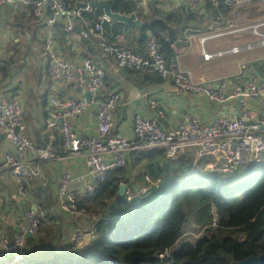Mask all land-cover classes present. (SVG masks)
I'll return each instance as SVG.
<instances>
[{
  "label": "crops",
  "instance_id": "crops-1",
  "mask_svg": "<svg viewBox=\"0 0 264 264\" xmlns=\"http://www.w3.org/2000/svg\"><path fill=\"white\" fill-rule=\"evenodd\" d=\"M186 5V0H149L145 4L140 2V17H136L140 23H146V17L177 13L178 17L173 18L170 23L171 29L177 33V40L173 45L176 55L171 63L196 83L224 85L228 93L240 89L244 91L249 82L264 72V49L206 61L204 53L216 54L237 46L254 44L256 41L252 38V42H247L249 40L245 36L250 33L246 31L233 33L232 28L222 27L223 24L236 23L237 20L223 18L210 5H205L194 14L186 12ZM65 24L66 21H61L52 32L22 6L0 8V100L18 98L26 128L25 136L36 147L50 150L56 155L53 161L41 164V174L29 179L24 195L9 172H0V238L12 239L27 212L34 208L42 209L48 219L38 237L26 243L27 262L37 261L48 253H60L73 244L76 245L75 251L82 253L88 244L77 245L72 237L78 232L90 230L92 219L99 217L92 214L93 218L86 217L73 222L59 202L58 186L62 177L65 174L73 178L85 176L87 163L84 158L65 156L59 135L46 127V121L56 111L49 104L51 99L63 101L82 98L81 92L71 85L55 84L48 78V39L54 40L59 54L70 62L79 64L84 58H90L104 72L105 91L101 95L103 101L114 94L121 96L120 105L113 114L114 136L134 139V117L141 115L146 119H154L156 116L150 107L151 101L161 104L165 113L161 126L165 130L176 127L185 113L198 117L203 124L220 116L233 119L230 115L223 114L224 106L231 114H242L240 99H234L223 106L212 105L200 97L175 92L169 83L163 82L154 74H132L117 68L102 55L98 37H91L89 41L82 39V33L93 29V21L81 19L75 24L71 34L64 31ZM124 26L123 32L117 35L107 34L104 30L106 42L113 43L116 36L121 35L124 38V48L142 54L139 56L145 58V45H139L140 28L134 25ZM247 102L256 118L262 120L264 102ZM73 126L79 137L95 135V110L85 112L73 121ZM12 151L13 148L6 142L4 135H0V165L5 154ZM143 153L147 152L130 153L127 157L128 165H135L138 169L144 166V162L136 159ZM82 187L76 185L77 191ZM153 187L155 186H150L146 180L131 178L127 181L126 195L128 198L142 192L145 195Z\"/></svg>",
  "mask_w": 264,
  "mask_h": 264
},
{
  "label": "built area",
  "instance_id": "built-area-1",
  "mask_svg": "<svg viewBox=\"0 0 264 264\" xmlns=\"http://www.w3.org/2000/svg\"><path fill=\"white\" fill-rule=\"evenodd\" d=\"M148 1L141 0V3L145 4ZM93 2L104 0H0V8L22 6L52 32L61 21H66L64 31L71 34L74 32L75 24L83 19V14L93 11L90 6ZM252 2L253 0H187L186 12L189 14L197 12L205 5H210L216 11L239 9L251 5ZM262 2L264 3V0ZM104 22L111 21L103 17L90 32L81 35L86 41L91 37H98L102 55L114 66L134 73L149 70L163 82L169 83L175 92L200 97L212 105L223 106L234 99H240L239 107L242 110L240 116L250 124L246 126L236 118L230 119L226 116L217 117L210 123L203 124L198 117L185 113L176 127L165 130L161 126V120L165 118L161 104L151 101L150 107L156 116L154 119H146L141 115L134 117V139L114 136L113 114L120 105L121 96L114 94L103 101L101 95L105 91L104 72L90 58H84L79 64L70 62L59 54L54 40L48 39L49 61L46 67L48 78L55 84L71 85L82 94L79 100L51 99L49 104L56 111L46 121V127L59 135L62 153L70 158H84L87 163L85 176L73 178L65 174L58 186L60 205L68 212L72 221L94 217L80 209V200L93 194L97 185L104 183L110 173L125 168L127 157L132 152L160 151L169 161L183 159L186 163H192L193 167L201 159L211 157L219 162L220 168L224 171H234L243 166H258L264 162V118L257 119L247 102H264V72L249 82L244 91L240 89L228 93L224 85L196 83L187 73L168 64L154 36H150L145 45V58L124 48V38L121 35L116 36L113 43H107L103 37ZM228 25L233 33L245 31L237 28L234 22ZM254 34L259 38L254 44L237 46L216 54L204 53L203 57L209 61L264 47V35ZM87 93L90 94L88 100ZM90 110H95L96 113L97 132L90 137H79L73 121ZM60 121H64L62 125H58ZM25 129L18 98L0 100V135H4L6 142L13 148L12 152L5 154L0 172L2 170L9 172L23 195L29 179L41 174V164L56 158L50 150L36 147L25 136ZM145 180L150 186L159 184L152 182L148 176ZM76 185L83 187L77 191ZM142 195L143 192L135 197L130 196L128 201ZM100 220V217L93 218L90 230L76 233L72 241L77 245L94 242ZM47 222V216L42 209L28 211L12 239L0 238V264H25L26 235L30 233L33 238L38 237L42 226ZM216 229L218 220L215 215L212 224L203 230L212 232ZM168 255L166 252L160 258L163 260Z\"/></svg>",
  "mask_w": 264,
  "mask_h": 264
},
{
  "label": "trees",
  "instance_id": "trees-1",
  "mask_svg": "<svg viewBox=\"0 0 264 264\" xmlns=\"http://www.w3.org/2000/svg\"><path fill=\"white\" fill-rule=\"evenodd\" d=\"M140 2L104 1L115 13L138 17ZM103 17L101 10L83 14L95 24ZM176 17L177 13L146 17L147 24L138 29L139 45H146L154 36L165 60L173 66L177 33L170 23ZM124 28L116 22H104L107 34H120ZM159 157L158 151H150L136 158L144 162L142 179L148 176L159 182L140 198L128 201L127 195L118 197L120 186H127V173L122 168L80 200V209L101 218L96 240L82 253L75 251L73 244L25 264H234L264 253V162L221 172L219 162L211 157L201 159L195 167L183 159L173 162ZM214 214L218 229L204 231L207 235L195 241L183 240L186 226L208 228ZM166 252L169 255L162 260Z\"/></svg>",
  "mask_w": 264,
  "mask_h": 264
},
{
  "label": "rangeland",
  "instance_id": "rangeland-1",
  "mask_svg": "<svg viewBox=\"0 0 264 264\" xmlns=\"http://www.w3.org/2000/svg\"><path fill=\"white\" fill-rule=\"evenodd\" d=\"M211 10L213 11V9ZM221 15L223 18H230V20H237L236 22L237 28L245 29L246 33H250V35L245 36V38H248L249 41L247 42L249 43L252 42L253 39L256 42L259 41V38L255 36L254 33H260L264 35V3L262 2V0H253L251 5L246 6V7H241L239 9H230V10L222 9ZM221 26L224 28L229 27L228 24H223ZM252 35H254L255 38ZM262 49H264V47H262ZM158 152L160 155L159 160H163L165 156L160 151ZM165 161H167L166 158H165ZM124 169L126 170V173H127V181L128 179H131V178H133L134 180H137V179L139 180V179H142L143 177V174H144L143 166H141L140 169L136 168L135 166L131 168V165H128L127 163ZM219 171L222 172L223 170L219 168ZM131 173H133V176H131ZM73 222H78V221H73ZM203 229L204 228L199 229V227L191 226V225L186 226L185 228L186 235L183 237L184 238L183 240L189 239V240L195 241L196 239L200 238L202 235H207V234H204Z\"/></svg>",
  "mask_w": 264,
  "mask_h": 264
},
{
  "label": "water",
  "instance_id": "water-1",
  "mask_svg": "<svg viewBox=\"0 0 264 264\" xmlns=\"http://www.w3.org/2000/svg\"><path fill=\"white\" fill-rule=\"evenodd\" d=\"M92 7V9L95 10H101L103 12L104 17H106V19L110 20L111 22H116L118 24H122V25H134L138 28H143L146 23H140L139 20L137 19L135 14L132 15H121L118 13H115L113 8L107 4H105L104 2H93L90 5ZM86 99H90V94L87 93L86 94ZM223 114L224 115H230L232 118H236L237 121H241L244 123V125H249L250 122L247 121L246 119L242 118L239 114H234V113H230V111H228V109L224 106L223 109ZM64 121H60L58 122V125H62ZM124 195H126V186L125 185H121L119 188V193H118V197H123ZM37 208H34L33 210H36ZM26 239H33V236L28 233L26 235ZM234 264H264V253L258 257H250L249 259L239 262V263H234Z\"/></svg>",
  "mask_w": 264,
  "mask_h": 264
},
{
  "label": "bare ground",
  "instance_id": "bare-ground-1",
  "mask_svg": "<svg viewBox=\"0 0 264 264\" xmlns=\"http://www.w3.org/2000/svg\"><path fill=\"white\" fill-rule=\"evenodd\" d=\"M186 2H187V0H186ZM195 13V12H194ZM260 48H262V47H260ZM259 49V48H258ZM174 67H176V66H174Z\"/></svg>",
  "mask_w": 264,
  "mask_h": 264
}]
</instances>
